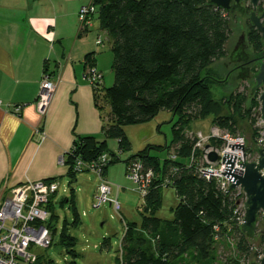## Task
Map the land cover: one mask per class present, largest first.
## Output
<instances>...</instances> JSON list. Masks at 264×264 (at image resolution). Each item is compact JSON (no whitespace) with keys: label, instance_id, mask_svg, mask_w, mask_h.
<instances>
[{"label":"trees","instance_id":"1","mask_svg":"<svg viewBox=\"0 0 264 264\" xmlns=\"http://www.w3.org/2000/svg\"><path fill=\"white\" fill-rule=\"evenodd\" d=\"M90 4L96 7L99 29L106 34L113 57L112 86L105 89L100 84L94 92L96 102L102 98L108 104L109 122L102 125L103 141L92 136L75 138L64 155L67 177L71 181L75 178L76 158L92 161L104 152L112 156L103 168L105 174L109 165L119 161L116 153L108 151L107 139L117 141V153L129 148L125 126L144 124L162 111L177 117L169 144L148 147L124 161L127 167L139 160L141 173L151 171L153 177L141 195L140 226L124 223L116 264H178L190 255L194 264H212L213 245L228 229L235 235L238 259L246 258L250 245L240 230V195L236 190L226 195L214 180L198 175L194 166L200 163V151H194V163L190 165L195 139L186 133L189 124L211 116L214 127L235 133L233 115L244 118L248 113L244 93H230L219 102L210 90L211 83L219 82L203 74L226 55L225 45L231 34L228 17L208 5L207 0H91ZM86 31L80 26L79 34ZM251 41L256 51L261 50L255 31ZM94 61V53L85 55V77L88 70L94 69ZM222 105L231 110L230 116L220 115ZM250 120L256 141H261L263 128L256 127L252 117ZM150 150L166 155H151ZM169 187L174 189L178 203L172 210L173 219L164 221L156 213L161 206V189ZM53 197L47 206L51 211L47 224L51 238L56 218ZM73 197L63 200L72 208ZM60 242L66 248L75 245V239L65 233ZM102 246L109 247V240H104ZM39 262L37 257L36 264Z\"/></svg>","mask_w":264,"mask_h":264},{"label":"crops","instance_id":"2","mask_svg":"<svg viewBox=\"0 0 264 264\" xmlns=\"http://www.w3.org/2000/svg\"><path fill=\"white\" fill-rule=\"evenodd\" d=\"M85 1L75 6L73 0H0V198L27 182L66 177L67 167L58 160L76 137L104 140L105 118L95 89L84 80L86 54L94 53L100 71L96 39L86 47L77 30ZM70 2L72 11L61 15ZM44 72L56 88L41 115L35 102Z\"/></svg>","mask_w":264,"mask_h":264},{"label":"rangeland","instance_id":"3","mask_svg":"<svg viewBox=\"0 0 264 264\" xmlns=\"http://www.w3.org/2000/svg\"><path fill=\"white\" fill-rule=\"evenodd\" d=\"M73 1L75 2V6H77L80 0ZM90 1H85L83 6L89 5ZM94 9V15L88 17L90 26L82 34L81 40L88 47L98 36L102 38V44L95 46V56L100 70L97 72L101 74V88L106 89L112 86L114 80L111 70L113 57L107 36L99 29L96 7ZM71 11L72 4L70 2L69 5H63L60 9V14H67ZM245 18L243 22L237 20L236 17L233 19L228 18L231 34L225 45L226 54L230 53L236 39L240 35L244 26L243 24H245ZM78 29L79 22L77 21ZM224 61L221 58L214 62L203 74L212 75L219 82L210 84L212 97L219 102H221L222 98L227 99L230 93L242 92L245 94L247 98L245 106L248 113L244 118L237 114L233 115V119L236 122L235 133L231 131H228V133L239 135L244 139L246 161L253 162L257 159L255 150L261 146L262 139L261 141H256L250 118L252 117L255 120L256 127H263V122L260 120V103L258 101L260 91L251 94L253 86L252 78L250 80L241 79L235 81L236 78L226 81V77L224 76L225 70L222 67ZM79 76L82 77L81 73ZM84 80L90 84L86 78ZM99 106V111L105 118L106 124L109 122V106L102 98L99 99ZM231 114L232 112L227 105L221 106L220 115L230 116ZM176 119L177 117H173L171 113L162 111L144 124L125 126L123 131L129 148L124 153H117L116 140L107 139L109 152L116 153L115 157L119 161L108 166L104 178L112 187V192L109 195L110 198H116L120 205L119 213L115 212L113 207L108 203L94 208V197L99 185V179L94 172L77 173L73 181L67 176L61 178V181L57 183L58 190L52 200V211L56 218L52 221L53 225H55V231L52 233L51 245L46 249H32V252L39 258L40 262L38 264H47L46 261H50L51 264H116V259L120 256V241L124 234V222L140 226L141 219L139 213L143 205V198L139 192L138 185L126 175V164L124 161L131 156L138 155L148 147L169 144L172 138L171 126ZM211 120L212 116L192 122L187 127L186 133L188 135L196 133H202L204 136L209 135L210 129L214 127L211 124ZM219 130L222 129L219 128ZM261 136L263 138V132ZM212 141L208 140L206 143L215 145ZM150 153L160 157L166 155V152L157 153L153 150H150ZM169 153L173 155L174 151L170 150ZM69 182L71 183L69 184ZM117 187H119V192H116ZM72 195L74 196V208H72L70 203L63 201L64 199H70ZM161 198V206L156 213V217L169 221L173 217L172 210L177 205L178 198L171 187L161 189ZM49 212L51 215V211ZM263 217L264 214L260 217V221L262 222ZM74 218L77 219L76 225L73 224ZM63 233L75 239L74 246L66 248L61 244V235ZM245 238L250 245V251L246 258L238 259L239 256L235 247V235L229 229L222 231L218 240L213 245L212 264H249L251 260L257 258V255L261 253L258 236L252 239H248L246 236ZM104 240H109V247L105 248L102 246ZM67 249H69L68 252ZM190 256L184 258L183 262H179L178 264H194Z\"/></svg>","mask_w":264,"mask_h":264},{"label":"built area","instance_id":"4","mask_svg":"<svg viewBox=\"0 0 264 264\" xmlns=\"http://www.w3.org/2000/svg\"><path fill=\"white\" fill-rule=\"evenodd\" d=\"M94 5L90 4L79 9L78 19L82 28L90 26L88 17L94 15ZM102 43L101 38H97L96 44ZM86 80L96 89L101 84V74L90 69L87 71ZM56 85L50 75L43 73L40 84L39 94L35 102L39 114L44 115L49 106ZM22 106L13 107V113H20ZM195 144L190 156V165L194 163V151H200V163L195 167L196 172L205 180H214L224 193L229 187V181L224 176L226 164L219 160L210 162L207 155L211 152L216 153L221 159L230 157L234 159L233 171L239 174L242 169L239 162L246 160L245 141L239 135L219 130L218 127H212L209 135L202 133L193 134ZM213 140L215 145L206 142ZM209 145L207 149L205 146ZM172 159L175 156H171ZM112 156L109 153H101L92 161H84L76 158L73 165V171L77 173L91 171L98 179L99 185L94 197V208H98L104 203L113 207L114 211L119 213L120 205L116 198H110L111 185L104 178L103 168L111 161ZM65 157H60L58 163L64 165ZM141 163L134 160L126 167V175L138 185L140 194H144L146 186L151 182L153 174L151 171L141 173ZM57 181H37L27 182L10 191L9 196L0 198V264H36L37 255L32 252L34 248L46 249L50 247L52 238L47 226L50 220V212L47 209L51 197L57 192ZM240 195L238 207L241 210V204L244 199L243 193L237 189ZM116 192H119L117 187ZM241 220L243 211L241 210ZM122 220V219H121Z\"/></svg>","mask_w":264,"mask_h":264},{"label":"water","instance_id":"5","mask_svg":"<svg viewBox=\"0 0 264 264\" xmlns=\"http://www.w3.org/2000/svg\"><path fill=\"white\" fill-rule=\"evenodd\" d=\"M231 1L232 0H207V4L213 6L215 9L228 12ZM235 1L237 2L238 0ZM259 1H263L264 3V0H249V4L255 9ZM250 22L263 39V50L254 58L257 71L251 76L253 80L252 92L261 89L258 101L260 103V120L263 122V138L261 146L255 150L257 159L253 162L246 160L239 162L242 169L239 174H236L233 171L234 159L230 157L221 159L214 152L207 155V159L210 162L222 160V162L226 164L224 176L229 181V187L225 194L229 195L237 189L243 193L245 200L242 204L243 219L240 224V230L249 239L255 234L258 215L264 213V12L258 17L253 10L250 13ZM208 147L209 145H206L205 149ZM250 264H264V245L258 263Z\"/></svg>","mask_w":264,"mask_h":264},{"label":"flooded vegetation","instance_id":"6","mask_svg":"<svg viewBox=\"0 0 264 264\" xmlns=\"http://www.w3.org/2000/svg\"><path fill=\"white\" fill-rule=\"evenodd\" d=\"M229 7L230 8L228 12H224L228 18L233 19L234 17H236L237 20H241V22H243L245 17L246 18L245 24H243V29L236 39V42L232 47L230 53L226 54L222 58L223 60H225L224 63H222L223 70H225L224 76L226 77V81L229 79L234 80L236 78L237 79L235 81H239L241 79L250 80L251 76L257 71V66L255 64L254 58L263 50V39L251 24L250 13L254 10L255 15L260 17L264 12V3L263 1H259L256 8L253 9V7L249 4V0H238L237 2L235 0H232L229 4ZM253 31L258 34L259 40L261 42V50L259 51L255 50L253 42L251 41V35H253ZM256 91L261 92V89H258ZM244 200L245 197L243 199V202ZM262 214L264 213H260L257 217L256 230L254 236L252 237L255 238L258 236L259 244L261 245V253L257 255V258L251 260L250 263H258L262 255V248L264 245V217L263 222L260 221V217H262Z\"/></svg>","mask_w":264,"mask_h":264}]
</instances>
